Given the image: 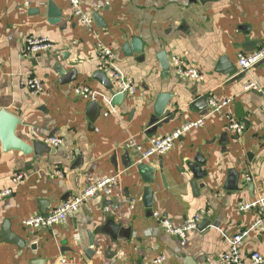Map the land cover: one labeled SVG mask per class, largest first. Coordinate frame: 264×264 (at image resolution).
<instances>
[{
  "label": "crops",
  "instance_id": "1",
  "mask_svg": "<svg viewBox=\"0 0 264 264\" xmlns=\"http://www.w3.org/2000/svg\"><path fill=\"white\" fill-rule=\"evenodd\" d=\"M78 1L89 27L68 0L54 1L61 13L55 23L49 0H0V190L13 188L0 199V264H144L160 255L161 264H218L242 229L243 258L264 254V234L251 229L254 211L237 209L239 202L264 205V59L244 73L237 65L238 53L264 45V0ZM29 36L51 46L25 56ZM98 44L111 48V58L100 57ZM174 58L202 79L185 77ZM108 68L132 81L134 94L118 97ZM30 76L42 81V93H29ZM250 82L255 89L245 88ZM77 86L94 93L96 117ZM210 98L231 101L212 111ZM228 112L243 122L241 133L227 127ZM198 119L203 125L163 155L142 159L134 148L143 151L150 137ZM47 136L62 144H44ZM17 173L24 179L14 185ZM104 178L113 180L65 222L32 233L21 225ZM156 212L176 226L201 218L182 242Z\"/></svg>",
  "mask_w": 264,
  "mask_h": 264
},
{
  "label": "built area",
  "instance_id": "2",
  "mask_svg": "<svg viewBox=\"0 0 264 264\" xmlns=\"http://www.w3.org/2000/svg\"><path fill=\"white\" fill-rule=\"evenodd\" d=\"M55 1V0H49ZM27 3V1H25ZM72 7L74 14L79 18L81 23L89 27L91 23L90 17L85 14L79 4L78 0H68ZM96 6H99L96 4ZM51 46L50 41L41 36H29L25 40L23 54L25 56L34 55L41 51L47 50ZM99 55L102 58L109 59L112 56V50L108 46L102 44L97 45ZM264 59V45L251 52H240L237 56L238 73H244L250 70L254 65ZM174 64L180 68L182 74L191 79H202L201 74L194 67H189L185 65L182 60L174 58ZM107 76L111 79L113 86L117 89V92L132 95L135 92V86L132 81L127 80L118 71L111 68L107 69ZM24 85L27 87L29 93L32 96L38 95L43 92V83L36 76L27 77L24 81ZM246 89H255L256 84L250 82L245 86ZM74 93L84 99L89 101L95 100L94 93L86 86H77L74 88ZM231 99H224L221 101H216L213 98L208 100L209 106L212 111H220L223 107L229 105ZM264 109V103L262 104ZM226 119L228 120L227 127L239 134L244 130L243 122L236 120L231 113L226 114ZM203 125V119H198L196 121H189L176 127L171 132L161 135L152 136L149 138V147L141 151L140 146L134 145V148L140 151L142 159L148 158L152 155H163L168 152L174 141L179 139L185 132L190 129L198 128ZM43 143L52 147H58L62 144V139L56 136L44 137ZM133 146V142L130 140L124 144V148L128 149ZM24 179V175L17 173L12 177V182L14 185H18ZM112 178H104L93 184L79 193H76L72 198L62 201L58 206L52 210L40 213L37 215L30 216L23 219L21 225L28 232L32 233L35 230L42 228H48L57 223L65 222L68 217L74 213L85 201H87L95 192L101 188L103 185L111 182ZM247 181L250 180L249 177L246 178ZM13 188H5L0 190V199L3 197L11 195ZM237 209L239 211H254L255 221L251 227L254 231L264 234V205H260L254 201L249 202H239L237 204ZM155 217L160 222L163 229L173 235H176L183 242L186 238V234L189 230L195 229L200 222L201 216L199 214L194 215L190 220L181 226L174 225L170 219L160 213H154ZM248 230L242 229L235 234H233L229 240L228 249L224 251L218 257V264H259L264 262V254L259 252H252L248 259H244L241 252L242 243L244 237L247 235ZM165 260V257L160 255L155 257L151 263L144 264H161Z\"/></svg>",
  "mask_w": 264,
  "mask_h": 264
},
{
  "label": "water",
  "instance_id": "3",
  "mask_svg": "<svg viewBox=\"0 0 264 264\" xmlns=\"http://www.w3.org/2000/svg\"><path fill=\"white\" fill-rule=\"evenodd\" d=\"M201 1H204V0H201ZM48 16L50 18V20H49L50 23H55L56 21H58L59 17L61 16V13L58 10V8H57V6H56V4H55L54 1H49L48 2ZM158 59L160 61L162 70L163 71H167L169 64H168V61L166 59L165 53L164 52H160L159 55H158ZM222 62H223V58H221L219 60V63H222ZM230 69H231V67H222V69L220 71H223V70L229 71ZM68 78H69V75L66 76L64 78V80L66 81ZM107 82H109V81L107 80ZM120 96L122 97L123 94L122 93H119L118 97H120ZM164 99H166V95H158V98H157L158 101H161V100H164ZM99 109H100V107H99L98 103L97 102H94V101H91L88 104V112H87V114L91 118H94V117H96L98 115ZM236 109H237V112L239 110V113H237V115L238 116L242 115L239 104H236ZM157 117H158L157 115L156 116H153V118H152L153 121L154 120H157ZM10 120L11 119L8 116H5V127L8 125V123H10ZM37 144L38 143H35L34 147H36ZM138 169L141 171V174L143 176V179H145L147 181L151 180V178H152L151 173H150L149 170H147L145 168L144 163L139 164Z\"/></svg>",
  "mask_w": 264,
  "mask_h": 264
}]
</instances>
